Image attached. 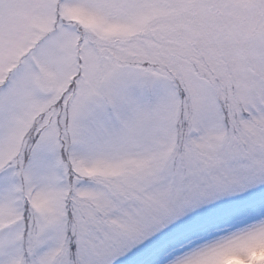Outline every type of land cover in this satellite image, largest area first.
<instances>
[{"label": "snow or ice", "instance_id": "obj_1", "mask_svg": "<svg viewBox=\"0 0 264 264\" xmlns=\"http://www.w3.org/2000/svg\"><path fill=\"white\" fill-rule=\"evenodd\" d=\"M0 264H264V0H0Z\"/></svg>", "mask_w": 264, "mask_h": 264}]
</instances>
